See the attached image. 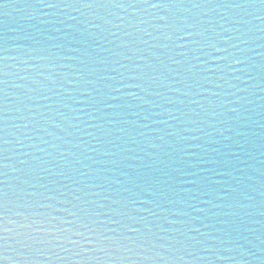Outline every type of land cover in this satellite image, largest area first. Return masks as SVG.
I'll return each mask as SVG.
<instances>
[{
    "label": "water",
    "instance_id": "water-1",
    "mask_svg": "<svg viewBox=\"0 0 264 264\" xmlns=\"http://www.w3.org/2000/svg\"><path fill=\"white\" fill-rule=\"evenodd\" d=\"M47 3L57 6L0 0L10 198L44 192L41 211L67 220L82 195L68 189L88 185L87 199L111 208L127 200L159 227L155 247L124 253V264H264V7ZM225 47L242 63L220 59ZM97 53L106 65L91 62ZM133 67L146 78L131 79ZM149 175L171 177V191L161 196ZM106 252L95 254L119 264Z\"/></svg>",
    "mask_w": 264,
    "mask_h": 264
},
{
    "label": "snow or ice",
    "instance_id": "snow-or-ice-1",
    "mask_svg": "<svg viewBox=\"0 0 264 264\" xmlns=\"http://www.w3.org/2000/svg\"><path fill=\"white\" fill-rule=\"evenodd\" d=\"M40 2L50 7L57 6L56 4H48L47 0H40ZM61 6H79L87 9H107L111 7L183 8L190 6L196 8H228L242 11L258 6L264 7V0H67V3L62 0ZM181 39L183 38L181 37ZM231 47H235V45ZM5 51L4 44L0 42V264H39L36 260L37 255H41L46 251L60 261H72L73 257H80L78 264H93V262L95 264H105L101 257L96 256L95 253L99 251L107 255L106 248L115 249L119 253V255L109 256L110 260L124 264L125 261L129 260V257L124 253L133 252L137 247H155L156 232L153 228L159 227L157 221H148L143 216L138 217L137 214L129 210L130 204L123 198L113 201L118 205L115 208L87 199L89 196L86 190L88 185L68 189L74 195L76 192L82 193L80 196H75L77 203L73 204V207L79 208V214L76 212L69 213V215L75 217V220L62 219L41 211V208L45 207L41 203V198H49L44 192L21 190L23 194H17L15 199L10 198L6 163L8 153V78L10 73L6 63L7 57L3 55ZM107 51L111 55L120 54L113 49ZM222 51L225 55L220 59L228 61L232 58L231 63L233 65L242 63L239 58L234 57L228 47L223 48ZM91 62L106 65L107 58L97 53L92 57ZM125 71H130L131 79L146 78V74L137 72L135 67L131 70L125 69ZM136 86L139 87V85ZM99 110L94 109V111ZM103 118V116L100 117V119ZM120 119L123 120L122 115ZM118 122L114 121V123ZM104 135H110V132L105 129ZM160 163L163 164V161ZM164 166L167 167V165ZM31 171L29 169V172ZM154 171H159V169H154ZM148 179L154 181L156 186L161 189V196L171 191L169 183L171 177H169V180H162L159 177L149 175ZM75 183L79 185L80 182ZM165 185H168V187H164ZM96 186L100 187L102 191L106 190L103 185ZM32 187L35 188L36 185L33 184ZM40 187L47 188L48 191L52 190L44 184H41ZM64 187L67 188L68 186L65 185ZM91 195H97V193H91ZM105 207H108V211L101 212L100 209ZM145 211L150 210L145 209ZM153 215L156 214L153 213ZM101 216L106 217V219H99ZM129 223H140L141 226L131 229L133 234L129 235L124 230L128 228ZM105 229L113 235H107ZM196 230L198 231V229ZM68 245L72 247H68ZM12 251H15L21 257L20 261L10 254ZM61 252L68 255L61 256ZM144 259L147 260L150 257L145 256ZM175 259H181V257L177 256Z\"/></svg>",
    "mask_w": 264,
    "mask_h": 264
}]
</instances>
